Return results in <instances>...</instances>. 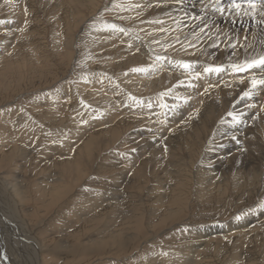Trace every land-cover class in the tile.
<instances>
[{
	"label": "rangeland",
	"instance_id": "374dc122",
	"mask_svg": "<svg viewBox=\"0 0 264 264\" xmlns=\"http://www.w3.org/2000/svg\"><path fill=\"white\" fill-rule=\"evenodd\" d=\"M23 1L26 0H0V56L3 59L0 60V143L4 141L5 145L8 144L5 138L9 137L17 148L9 144L3 149H19V153L11 151L12 160L8 157L0 159V184L7 178L12 180L14 175L25 188V196L14 195L11 203L15 204L16 214L26 229L44 243L42 264H66L70 261L75 264H155L159 254L161 259L166 255L164 264H168L173 254L167 257V253L179 252L181 246L183 249L180 250L185 251L187 247L181 244V240L193 231L207 230V233L219 232L221 235L232 221L240 224L250 221V217L264 216V131L255 137L261 149H239L236 156L240 157L233 158L231 162L224 160L230 154V149H224L226 142L221 144L222 151L213 149L216 139L212 138L213 127L218 119L222 120L224 112L231 119L226 124L231 122L236 129L244 130L252 126L257 107H252L247 116L240 113L238 117L241 119L238 120L231 114L232 109L226 107L227 100L222 103L216 101L199 125L190 127L176 139L169 136L174 142L166 140L162 146L157 139L146 138L143 133L155 134L160 127L147 117L167 128L181 118L182 113L191 109L192 102L172 100L174 95L167 82L156 90L140 87L135 91L126 86L123 79L136 66L144 65L139 62L137 54L131 57L137 64L118 60L119 54L129 55L130 50L123 43L117 49L110 36L115 31L118 33L116 36L123 34L126 38H140L148 42L156 55L152 54V57L164 62L180 59L182 54L189 55L197 48L193 42H198L187 40V44L181 47V43L169 39L166 33L151 32L152 28L161 29V22L166 19L161 17L159 10L143 12L140 4L144 0H93V5L84 4L81 0H67L68 4L66 0H28L29 5L19 6ZM77 16L83 20L74 21ZM169 26L174 27L172 23ZM24 32L29 33L28 38L23 36V39L21 35ZM146 32H149L148 38H144ZM193 37L202 39L200 34ZM63 38L64 41L65 38L72 41V57L63 50ZM203 50L200 48L198 52L200 60L207 58ZM112 58L118 61L115 66H108L105 61ZM110 87H116V92L121 90L115 96V104L105 92ZM97 90L104 91L97 95ZM23 111L31 117L25 115L26 120L20 119ZM118 120L124 123L120 122L108 132L109 126L115 125ZM17 121L21 126L24 124L23 130L22 127H15L16 124L19 126ZM94 127L103 129L97 132L89 152L84 154L80 142ZM140 148L146 149L150 157L147 165H139L146 170L143 177L135 175V167L147 157L139 152ZM49 149L56 151L51 153ZM21 152L24 153L22 158ZM55 152L60 153L61 160ZM177 162L182 170L175 167ZM251 162H255L252 166L256 170L251 169L258 178L254 191H250L248 196L242 191L234 193L242 190L239 184L242 179H248L249 170L245 166L251 165ZM232 164L239 166V170ZM109 182L114 185H109ZM156 184L161 190L150 192ZM55 185L68 190V194L73 196L71 203L66 198L62 201L56 197L54 188L51 189ZM47 189L50 191L45 195ZM169 190L176 198L181 193L184 203L180 208L182 215L179 218L171 216L164 224L153 226V230H157L153 238H138L122 255L115 257L106 250L95 253L92 247L116 230H128L129 224L122 221V217L128 215L124 207L116 209L118 216L113 223L103 215L90 222L92 226L76 241L82 246L77 254L66 255L65 251L58 249L54 251L55 244L65 238H60V234L55 232L56 226L64 223L66 229L76 223L73 212L84 200L77 195L80 192L100 191L113 195V198H143L146 209L161 206L158 210L163 209V214L169 215L172 209H166L169 208L167 201H162ZM67 205L69 208L64 211ZM173 209L177 213L179 204ZM43 219L46 225L42 224ZM262 222L250 232L232 237L218 235L212 239L210 247L200 244L194 250L203 256H199L200 262L195 261V264H264ZM216 228L219 231H210ZM206 248L212 249L210 254L202 251ZM82 249L89 252L83 253ZM186 255L187 252L181 254L183 260Z\"/></svg>",
	"mask_w": 264,
	"mask_h": 264
},
{
	"label": "bare ground",
	"instance_id": "6f19581e",
	"mask_svg": "<svg viewBox=\"0 0 264 264\" xmlns=\"http://www.w3.org/2000/svg\"><path fill=\"white\" fill-rule=\"evenodd\" d=\"M81 2H84V4L90 3V5H93V0H81ZM240 2L243 4V7L239 11V14H237L236 10H228L227 6L231 3V0H220L219 6L225 8L223 14L215 10L216 0H144V2L140 4L143 12L159 10L161 11V17L166 19L162 20L161 29L152 28L151 32L156 34L159 31H162L163 34H167L169 39H175L177 42L181 43V47L187 44V40L192 42L195 40L200 44V48H203L204 53L207 55V58L203 60L199 59L200 53L198 52L200 48L199 44L195 42H193V44H195L197 48L193 49L192 53L189 55L182 54L183 57L180 59L177 58L170 62L166 60L164 62L161 61L160 58L152 57V54L154 53L153 50L149 48L148 42H144L140 38H126V36L123 34L116 36L118 33H114L115 31L111 33L110 39L114 41L117 49L123 43L126 44L129 47L127 49L130 50L129 55L123 56L119 54L118 60H124L127 61V63L131 62L137 64V61H132L131 59L133 54H137L140 57L139 62H142L144 65L136 66L134 69H145V71L133 70L126 76L125 79H123L126 86L131 88V90L135 89V91H137V89L140 87H148L149 89L156 90L157 88H161V86L167 82L171 88V94L174 95H171L172 100L178 99L180 101L187 100L192 102L191 109L182 113V117L177 118V120H175L167 128L164 127L161 122H158L151 117H147L148 120H154L156 124H159L158 126L160 127H158V132L155 134H148L147 131L143 132L146 135V138L157 139V143H162V146L165 144L166 140L169 143H172L174 141L169 139V136H171L172 139H176L190 127H196L199 125L200 120L209 115L208 109L214 104V102L217 101L218 103H222L223 101L227 100L226 107L232 109V111H230L232 115L238 117L240 113H243V115L247 116L248 112L254 106L257 107V115L254 117V119H252L253 123L251 127H247L244 130H238L231 125V122L226 124L231 119L230 117L228 118L229 115L226 116V112H224V116L221 117L222 120L218 119L217 123L213 127L212 138L214 137L216 139H214L215 141L213 140L216 145L213 149H219L222 151V149H220V147H223L221 144L226 142L224 149H230L229 156L227 155L224 158L226 162H231L233 161V158L235 159L236 157H240L236 156L239 152V149L248 148L252 149V151L253 149H261L259 142L256 141L255 137L259 136L264 131V84L259 83V81L264 80V65L249 68L246 71H236L234 70L233 66L245 65L248 62L258 60L260 57L264 56V2H262V0H256L255 10L249 9L247 7L246 0H240ZM22 5H29V1L26 0L20 2L19 6ZM194 5L198 6L195 7ZM116 18L118 19V17ZM82 20V17L77 16L74 21L81 22ZM165 23H167V25H165ZM171 23L174 26L173 28L169 26ZM23 34L21 35L22 37H29V33L24 32ZM144 34V38H148L149 32ZM196 34H200L202 39L197 40L195 37H193ZM24 37L23 39H25ZM65 41L63 44V50L70 54V57H72V53L70 51L72 49L70 47L72 41L66 38ZM60 45H62V43ZM1 59L2 57L0 56V60ZM216 60L218 63H216ZM117 61L113 59L105 61V63H107L108 66H115ZM222 61L225 62L220 64L219 62ZM181 64H189L191 67L184 69L180 67ZM208 67H220L222 70L218 73L206 72L205 69ZM253 81H256L255 85H253ZM98 90L95 92L97 95L103 93L104 91ZM105 92L109 99L112 98V101L115 104V96H118L121 93V90L116 92V87H110L108 91ZM108 102L109 101H107V103ZM248 105L250 107H248ZM148 113H151V111H148ZM25 115L26 117H31L26 111V113L24 112L23 116L19 115L20 119L25 118L26 120ZM8 117L10 118V116ZM116 118H118V116L113 118L110 122ZM240 119L241 117H238V120ZM17 122L19 123V121ZM120 122H123V120H118L115 125L109 126L110 130H108V132L118 126ZM223 122L225 123L224 126H222ZM11 125L13 126L12 123H10V126ZM16 125L15 127H18L19 129L24 124L21 126L19 123L20 127ZM95 127L91 131L87 132L84 135L82 142H80L82 143V153L84 154L89 152L90 149L88 148L94 143L97 132L100 129H103L102 127L95 129ZM23 129L24 127H22L21 130ZM5 139L7 140L6 142L8 144L5 145L3 143L4 141L0 143V159L3 157H8L10 160H12L13 156L11 155V151L16 150V153H19V149H3L9 144H11L14 148L16 147L15 144L11 143V139L9 137ZM240 142L243 143L242 146L239 145ZM186 144L188 145L187 142ZM146 146L148 148L150 147L149 145ZM53 151H56V149H49L48 152L52 153ZM139 152L143 156L149 154L144 148H140ZM23 154L24 153L21 152V158ZM56 154L59 155L57 157H60L61 160L62 158L60 153L55 152V155ZM216 154H222V152H216ZM232 154L234 155L232 156ZM143 156L141 158H143ZM149 160L150 157L147 155L144 160L140 161L139 159L140 162L137 167H135L136 165H133L136 168V173L134 170L135 175L138 177H143V174L146 170L144 171L143 168L139 167V165L141 163H146L147 165ZM216 160L219 161L218 159ZM178 163L179 162H177V165L175 166L176 168L178 167ZM252 164H255V162H251V165L245 166L249 170V172H247L249 177L247 180H241L239 186H242V190H238L234 193H239L242 191V193L246 192L245 194L248 196L250 191L254 189V184L258 178L253 171V169L256 170V167H253ZM232 165L236 166L234 164ZM178 168L181 169V167ZM236 168L239 170V166H236ZM228 171H230V169H228ZM144 176H146V172ZM12 177V180L7 178L5 181H3V184H0V264H42L41 252L44 250V243L38 240L33 232H29L26 229L20 217L16 214L17 211L15 204L13 203L12 205L11 203V198H14V195H16V197L25 196V188L23 185L19 184L16 176L13 175ZM176 181L182 182L183 184L187 183L186 180L181 181L177 179ZM108 184L112 186L114 185L112 182H109ZM153 187L154 189H150V192H156L157 189L161 190L157 184L153 185ZM51 189L56 192L57 198H60L62 201L66 198L69 200V203H71L73 196L68 194V190L59 185L52 186ZM49 191L50 189L45 190L44 194L47 195L46 193H49ZM62 193L66 197H63L61 195ZM77 195H80V198L84 200H82L83 204L76 206L73 212L76 223H74L71 228L64 229V223H60L55 228V232L60 234V238H65L62 240V242L55 244L54 251L57 249L62 250L65 251L66 255L77 254L78 248L80 251L82 246L78 245L76 241L80 234H83L85 230H88V227L92 226L90 222L101 218L103 215L108 218V222L113 223L114 218H117L118 216L116 213V209L118 207H124L128 211V215L122 217L123 224H129L127 227L128 230H116L111 236L105 237L103 241L99 240L97 245L92 247L94 248L92 250L93 252L101 253L102 251L106 250L115 257L122 255L130 249L131 244H133L138 238L139 240H146L150 237L153 238L157 231L153 230V226H160L164 224L167 218L169 219L171 216L179 218V216L182 215L180 208L184 204L181 199V193L180 196L176 198V195L172 193V190H169L168 193H165L163 197L164 199L162 200L167 201L166 204L169 206V208L166 209L171 208L174 210V212L170 210L172 214L169 215H165L166 213L163 214V209L158 210V207L161 206H151L146 209L142 203L143 198H113V195L108 196L104 194V192L100 191H82ZM83 195L88 196L83 197ZM178 204L179 210L176 213V209L173 208H176ZM206 206H208V204H206ZM68 208L69 205L64 208V211H67ZM250 218H252L250 221L240 224H237L236 222L234 223V221H232L226 231L221 230V235L218 234L219 232L207 233V230L206 232L205 230L196 232L193 231V233L190 234L185 240H181V244L186 245L184 247H187L185 251L180 250L182 248L181 246L179 248V252L177 251L176 253H172V251H169L167 253V257L173 254V258L168 264H195V261L196 263H199L200 261L198 260V257L203 255L198 254L199 252L195 251L194 249L199 248L200 244L203 247H208L212 239L218 237V235L232 237L241 233L243 234L245 231L250 232L255 229L256 225L260 224L262 221V223H264V216L261 218ZM45 219H43L42 224L46 225L47 219ZM38 222L39 221H35L34 223ZM210 231H219V229L216 228V230ZM187 240H189V242ZM217 249H219L218 246ZM203 250H206L208 254H210L212 249L206 248L202 249V251ZM82 251L83 253L89 252L85 251L84 249H82ZM185 252H187L188 255H186L187 257H185V260H183L181 254H184ZM159 256L157 257L155 264H164V262L167 261L164 258L166 255L164 257L162 256V259L159 258ZM191 257L194 258L191 259ZM142 263L144 264V262ZM66 264L75 263L70 261Z\"/></svg>",
	"mask_w": 264,
	"mask_h": 264
},
{
	"label": "snow or ice",
	"instance_id": "6c2138e0",
	"mask_svg": "<svg viewBox=\"0 0 264 264\" xmlns=\"http://www.w3.org/2000/svg\"><path fill=\"white\" fill-rule=\"evenodd\" d=\"M264 2V0H262ZM247 7L249 9L255 10L256 8V0H246ZM220 5V0H216V6L215 10L221 12L225 11V8H222L219 6ZM243 4L240 2V0H231V3L228 4L227 8L228 10H236L237 14H239V11L242 9ZM110 28H115V25H108ZM264 65V56L260 57L258 60H253L251 62L246 63L245 65H234L233 68L236 71H246L249 68L257 67ZM180 67L184 69H188L191 67L189 64H181ZM222 69L220 67H208L205 69L206 72H220ZM134 71H145V69H134ZM256 81H253V85H255ZM259 83L264 84V80L259 81ZM235 119V117H234ZM239 219V217H237Z\"/></svg>",
	"mask_w": 264,
	"mask_h": 264
}]
</instances>
